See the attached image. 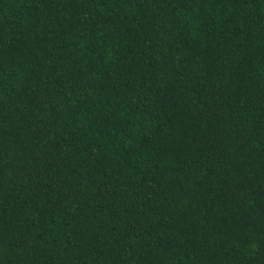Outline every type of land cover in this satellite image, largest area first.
<instances>
[{
    "label": "trees",
    "instance_id": "1",
    "mask_svg": "<svg viewBox=\"0 0 264 264\" xmlns=\"http://www.w3.org/2000/svg\"><path fill=\"white\" fill-rule=\"evenodd\" d=\"M0 264H264V0H0Z\"/></svg>",
    "mask_w": 264,
    "mask_h": 264
}]
</instances>
